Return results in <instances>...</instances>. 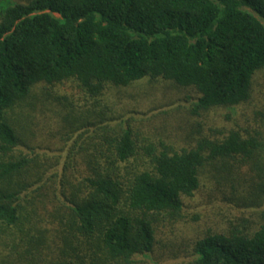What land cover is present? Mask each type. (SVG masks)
<instances>
[{"label":"trees","instance_id":"trees-1","mask_svg":"<svg viewBox=\"0 0 264 264\" xmlns=\"http://www.w3.org/2000/svg\"><path fill=\"white\" fill-rule=\"evenodd\" d=\"M143 78L195 92L190 113L229 126L181 147L85 109L84 145L55 165L0 161V264H142L207 174L212 197L245 211L174 264H264V0H0V153L25 143L9 112L35 85L96 99Z\"/></svg>","mask_w":264,"mask_h":264},{"label":"rangeland","instance_id":"rangeland-1","mask_svg":"<svg viewBox=\"0 0 264 264\" xmlns=\"http://www.w3.org/2000/svg\"><path fill=\"white\" fill-rule=\"evenodd\" d=\"M262 93L264 94V89L257 90L256 97ZM196 100L195 92L162 79L143 78L126 87H109L96 99L84 95L75 82L53 86L37 84L33 87V92L9 112L20 136L25 134V143L11 153H0V161L22 159L35 153L43 163L56 164L57 158L59 160L68 151L74 152L78 145H84L80 136L85 130L76 124L81 123L77 119L83 118L85 109L90 106L95 107L94 113L103 114L112 123H119L123 117L133 118L137 125H141V131L148 138H154L153 134L159 129L173 140H178L181 147L194 146L202 136L213 139L215 130L220 129V125L229 126L221 121V111L212 109L202 117L205 131L194 136V140L190 139L188 133L192 127L202 123L201 118L190 113ZM251 104L253 105V101ZM84 155L85 152L81 153V158ZM74 161L80 163L79 156ZM214 183L211 174L202 178L200 188L194 196L183 199L185 219L159 231L153 252L138 256V261L142 264L187 261L184 254L190 240L211 228H224L227 220L236 216L237 212L245 211L224 201L221 196L212 197ZM175 250L181 253L180 258L174 261L166 259L167 254Z\"/></svg>","mask_w":264,"mask_h":264}]
</instances>
